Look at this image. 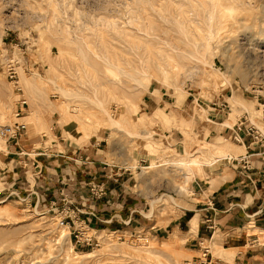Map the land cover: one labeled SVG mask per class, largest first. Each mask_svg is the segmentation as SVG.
<instances>
[{
    "label": "rangeland",
    "instance_id": "1",
    "mask_svg": "<svg viewBox=\"0 0 264 264\" xmlns=\"http://www.w3.org/2000/svg\"><path fill=\"white\" fill-rule=\"evenodd\" d=\"M241 117L264 130V0H0V129L23 123L31 140L12 155L0 137V264L201 257L172 224L196 201L195 181L237 166ZM11 158L28 194L5 192ZM62 161L80 175L77 200L60 177L47 199L41 181ZM101 181L137 211L134 223L95 220L90 187L106 198ZM202 247L232 263L221 247Z\"/></svg>",
    "mask_w": 264,
    "mask_h": 264
},
{
    "label": "crops",
    "instance_id": "2",
    "mask_svg": "<svg viewBox=\"0 0 264 264\" xmlns=\"http://www.w3.org/2000/svg\"><path fill=\"white\" fill-rule=\"evenodd\" d=\"M153 104L155 105V103ZM241 137L242 141L237 147L243 148L245 152L238 157H247L246 169L241 163L237 166L233 165L232 172L226 175H223L222 172L219 176L212 177L213 179L206 178L203 183L195 181L193 197H196V201H189V208L178 219H174L172 224L173 231L186 236V244L191 252L203 254L202 245L206 243L208 246L210 244L212 249L221 247L223 251L227 252L221 253L222 256H231L232 259V263H228L221 258H213V253L208 249L205 258L207 264H209V259L210 264H264V147L251 142L246 136L241 135ZM23 140H26L25 137L19 139L17 145L13 144L14 147L10 149L9 154H17L11 150H22L19 147V142H23ZM26 141L25 144L30 146L31 140ZM97 146H99L97 143L90 145L92 152ZM13 161L15 160L11 158V162H7V166H4L7 171L2 173L3 179L7 178V182H4L5 192L10 191L12 194L26 192L28 194V188L31 187L27 183L28 175L19 170L21 169V165H18L20 162L13 165ZM99 163L95 160L92 162V164ZM62 164H64V168H61V165H56L61 169H52L53 172L43 176L41 182L45 187L51 189L47 199L56 196L59 188L54 183L56 178L60 177L62 184L66 186L65 192L77 200L76 198L81 194L78 193L79 189H76L78 185H81L78 181L80 175L75 168L68 166V161H62ZM32 168V166L29 167V170H33ZM44 168L47 170V167ZM93 174L97 175L93 178L102 177L99 167L93 171ZM101 183L108 193L107 197L96 199L87 207L94 211L95 220L98 223L120 221L124 227L134 223L133 214L137 211L129 207L124 197L118 199L120 194L116 190L117 186L107 181H101ZM37 191L35 193H40ZM125 209L126 211H124ZM82 213L89 214V212L83 211ZM194 218L197 221L196 229ZM190 223L191 232L195 231L193 235H189ZM115 231L119 232L120 230ZM201 260L202 257L193 259L195 262Z\"/></svg>",
    "mask_w": 264,
    "mask_h": 264
},
{
    "label": "built area",
    "instance_id": "3",
    "mask_svg": "<svg viewBox=\"0 0 264 264\" xmlns=\"http://www.w3.org/2000/svg\"><path fill=\"white\" fill-rule=\"evenodd\" d=\"M17 90L19 92V88ZM23 105H25L24 101L21 102V106H23ZM221 106H223V104ZM22 115L23 114L20 111H17L15 113L16 118H21ZM240 120H242V121H240V122L238 121L237 124L233 127L235 142L240 143L242 141L241 135H243L246 137H250L253 140L252 142H255L257 145L264 147V133L263 132L261 133L257 128H255L253 125H251V123L249 121H248V125H245V122H247V120H248L245 117H241ZM25 132H26V125L25 124L14 123L12 125H6L4 127H1L0 137L6 143L10 144V142H13L14 145H17V142L19 141V139H21L25 135ZM254 140H256V141H254ZM246 159H247V157H239L238 159H234L233 161H235L237 165L242 163L244 165V168L246 169V166H247ZM90 191L93 193V195L96 196L97 199H99L105 195L104 189L98 185L92 184L90 187ZM61 194L63 195V192H61ZM66 199H67V196L65 195L63 201H65ZM66 219H62L59 222V226L62 227V226H64V224L67 225L68 223L65 221ZM70 220L72 221L71 218H70ZM92 244L93 243H91V245ZM93 246H97V244H93ZM207 252H208L207 249H204L203 254L201 256L202 257L201 261H198V262L192 261L190 263L186 262V264H207L206 260H205V258L207 256ZM209 264H210V261H209Z\"/></svg>",
    "mask_w": 264,
    "mask_h": 264
},
{
    "label": "bare ground",
    "instance_id": "4",
    "mask_svg": "<svg viewBox=\"0 0 264 264\" xmlns=\"http://www.w3.org/2000/svg\"><path fill=\"white\" fill-rule=\"evenodd\" d=\"M245 44V43H244ZM263 133H264V130L262 131ZM217 161V160H216ZM216 163V162H215ZM201 163H199V165H200ZM210 164V166L211 165H213V163H204V165H209ZM180 165H184V166H188L187 164H186V162L185 163H180ZM193 165H194V163H193ZM129 243V242H128ZM130 245H132L135 249H138L139 251L140 250H144L143 248H141V247H138L137 245H135V244H133V243H131Z\"/></svg>",
    "mask_w": 264,
    "mask_h": 264
}]
</instances>
